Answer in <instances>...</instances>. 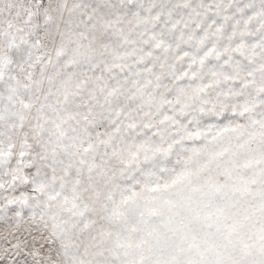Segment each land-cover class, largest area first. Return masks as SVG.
<instances>
[{
  "label": "snow or ice",
  "instance_id": "snow-or-ice-1",
  "mask_svg": "<svg viewBox=\"0 0 264 264\" xmlns=\"http://www.w3.org/2000/svg\"><path fill=\"white\" fill-rule=\"evenodd\" d=\"M0 264H264V0H0Z\"/></svg>",
  "mask_w": 264,
  "mask_h": 264
}]
</instances>
